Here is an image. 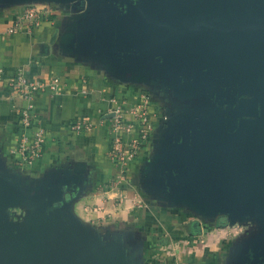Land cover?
<instances>
[{
    "label": "crops",
    "instance_id": "0c3cea01",
    "mask_svg": "<svg viewBox=\"0 0 264 264\" xmlns=\"http://www.w3.org/2000/svg\"><path fill=\"white\" fill-rule=\"evenodd\" d=\"M31 4L51 9L52 17L42 18L32 32L6 33ZM126 8L125 0H0V222L13 234H26L62 200V216L75 220L81 233L107 240L135 237L134 264H216L217 258L200 259L199 249L185 247L193 237L179 227L187 219L213 216L162 181L181 142V125L198 111L224 110V98L160 56L118 52L110 25ZM18 71L31 79H60L58 93L35 94L34 115L45 143L41 157L25 167L10 153L15 110L23 102L6 80ZM143 93L150 97L155 126L129 163L126 181L115 186L116 170L107 158L108 120L101 112L111 98L135 104ZM78 118L88 119L93 130L75 133L70 125Z\"/></svg>",
    "mask_w": 264,
    "mask_h": 264
},
{
    "label": "water",
    "instance_id": "95a60500",
    "mask_svg": "<svg viewBox=\"0 0 264 264\" xmlns=\"http://www.w3.org/2000/svg\"><path fill=\"white\" fill-rule=\"evenodd\" d=\"M125 2L126 12L110 25L118 52L160 56L223 98L224 80L251 95L233 98L230 113L198 111L181 125V142L166 165L163 185L207 216L214 215L209 207L227 200L239 211L264 214V0ZM50 207L26 234H13L0 222V264H116L105 255L112 251L111 240H79L83 233L69 230L62 216L63 201Z\"/></svg>",
    "mask_w": 264,
    "mask_h": 264
},
{
    "label": "built area",
    "instance_id": "2783aa9c",
    "mask_svg": "<svg viewBox=\"0 0 264 264\" xmlns=\"http://www.w3.org/2000/svg\"><path fill=\"white\" fill-rule=\"evenodd\" d=\"M52 17L51 9L27 5L21 13L16 15L6 33L15 35L21 32H32L41 19ZM3 70L0 69V79ZM7 86L23 102L16 108V142L10 148L16 165L25 167L41 157L45 143L43 128L37 123L34 115V97L38 92L58 93L60 79L53 77L48 81L28 78L18 71L6 80ZM110 107L101 112V117L108 120V135L110 139L108 160L113 164L116 173L114 185L118 186L127 179L130 162L135 160L144 143H146L154 129V120L150 97L143 93L137 103H128L125 99H109ZM70 128L77 134L90 133L94 124L88 119L74 120ZM141 201H135L139 205Z\"/></svg>",
    "mask_w": 264,
    "mask_h": 264
},
{
    "label": "rangeland",
    "instance_id": "374dc122",
    "mask_svg": "<svg viewBox=\"0 0 264 264\" xmlns=\"http://www.w3.org/2000/svg\"><path fill=\"white\" fill-rule=\"evenodd\" d=\"M137 1L129 0L133 5ZM228 68L237 73V67L228 66ZM240 76L243 79V75ZM246 78L247 76H244V80ZM246 80L243 83L249 87L250 85ZM224 88V101L229 108L224 113H230L235 108L233 98L251 97L250 94L246 95L247 89L241 84L230 86L224 80ZM224 117H226L225 114ZM208 209L214 213L211 220L187 219L179 226L189 237H193L192 240L184 241L185 247L188 245L199 249L200 255L197 257L200 259L217 258L216 264H264V249L256 251L258 246L264 242V214L239 211L240 208H237L234 200L224 201L220 205L216 203ZM68 226L69 230L79 233L75 220L73 222V220L68 219ZM195 232H199V235ZM79 235L81 236L76 237L85 242L100 238L93 234ZM112 237L110 238L112 251L106 252L105 255L110 256L109 258L116 264H134L138 260V252L136 251L138 242L135 241V237L127 235H123V237L112 235Z\"/></svg>",
    "mask_w": 264,
    "mask_h": 264
},
{
    "label": "flooded vegetation",
    "instance_id": "af4514ba",
    "mask_svg": "<svg viewBox=\"0 0 264 264\" xmlns=\"http://www.w3.org/2000/svg\"><path fill=\"white\" fill-rule=\"evenodd\" d=\"M225 89V88H224ZM244 97V96H243ZM239 99V98H238ZM231 102V101H230ZM234 107H236V103H235V106ZM226 109H229L228 107H227V104L225 103V101H224V111L226 110ZM240 118H238V120H239ZM221 218V217H220ZM220 218H219V220H220Z\"/></svg>",
    "mask_w": 264,
    "mask_h": 264
}]
</instances>
